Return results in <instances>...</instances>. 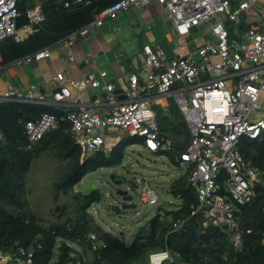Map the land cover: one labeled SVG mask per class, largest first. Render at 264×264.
<instances>
[{
  "label": "built area",
  "instance_id": "obj_1",
  "mask_svg": "<svg viewBox=\"0 0 264 264\" xmlns=\"http://www.w3.org/2000/svg\"><path fill=\"white\" fill-rule=\"evenodd\" d=\"M75 2L88 4L90 0ZM152 2L163 7L178 36L184 38L192 29L211 22L213 39L193 48L186 57L167 58L161 47L143 45L140 51L143 72L127 76L124 99L117 97L112 83L105 84L107 115L81 110L67 112L60 119L69 122L70 135L80 148L82 159L111 152L113 146L106 143L105 130L108 129L141 138L142 146L155 153L164 148L163 139L158 132L155 113L141 93L171 97L190 135L179 162L183 167H192L187 180L196 190L197 208L191 214L207 208L206 216L211 223L228 228L232 233V244L237 247L241 232L232 203H248L256 186L264 188V169L245 162L237 150L241 138L255 139L264 131V33L257 24L250 23L240 37L230 39L226 24L238 22L248 9L264 19V0L261 2L263 8L258 7V0H118L61 43L70 47L78 37L101 26L105 18L114 19L129 8H144ZM17 18L15 0H0V41L7 37L23 40L32 31V25L43 20V15L36 5L26 12L27 25L17 28ZM49 55L50 49L46 48L14 63L37 61ZM98 75L104 78L106 72L100 71ZM55 80L61 83L62 75L57 74ZM99 86L97 76L90 72L82 79L60 84L50 101L42 94L35 96V86H29L23 92L7 89L0 94V101L47 106L61 103L70 96L71 89L81 91ZM56 123L57 118L49 113L26 121L23 127L27 148L35 146ZM221 173L225 175L222 190L218 183ZM138 198L148 205L157 204L158 199L148 183L140 189ZM158 213L161 214V210ZM173 226L178 228L180 225ZM88 238L92 250L103 246L101 242H95L93 234ZM32 258V251L18 248L10 254L0 248V264H33ZM164 261H171L166 250L148 254L149 264Z\"/></svg>",
  "mask_w": 264,
  "mask_h": 264
},
{
  "label": "trees",
  "instance_id": "obj_2",
  "mask_svg": "<svg viewBox=\"0 0 264 264\" xmlns=\"http://www.w3.org/2000/svg\"><path fill=\"white\" fill-rule=\"evenodd\" d=\"M116 1L90 0L84 4L75 0H15L17 28L28 24L26 12L36 5L43 20L33 24L32 31L21 41L12 37L0 41V68L40 50L51 49ZM226 26L230 39H236L248 27L242 16L235 26ZM233 29L238 35L234 36ZM168 100L167 108L151 106L164 145L154 154L166 157L171 165L179 167V155L188 146L190 135L177 106ZM42 113L54 115L57 123L35 146L27 148L23 125ZM66 114L64 108L50 105L0 101V248L3 252L13 254L18 248L32 251L33 264H149V253L165 250L171 261L161 264H264V188L256 186L248 203H232L241 232L235 247L231 231L222 224H212L206 216L207 208L191 214L197 208L196 190L187 180L191 166H184V172L166 186L165 191L177 204L168 209L159 207L137 229L129 244L122 236L105 231L89 212L93 204L102 201L100 191L92 189L82 193L74 187L97 169L121 164L124 149L129 145H143V141L125 135L107 155L98 153L82 159L80 148L70 135L69 122L60 119ZM237 150L245 162L264 169V131L255 139L241 138ZM45 152L68 163L67 171L53 184L52 220L38 217L26 201L31 162ZM224 179L221 173L218 178L221 190ZM132 188H135L133 184ZM174 224L180 226L175 228ZM90 234L103 246L92 250Z\"/></svg>",
  "mask_w": 264,
  "mask_h": 264
},
{
  "label": "crops",
  "instance_id": "obj_3",
  "mask_svg": "<svg viewBox=\"0 0 264 264\" xmlns=\"http://www.w3.org/2000/svg\"><path fill=\"white\" fill-rule=\"evenodd\" d=\"M261 2L262 0H258V7L263 8ZM161 13L164 14L163 7L155 2L144 8H129L114 19L105 18L101 26L93 28L86 36L78 37L70 47L59 42L50 49L47 58L1 67L0 94L10 88L23 92L29 86H35V96L42 94L50 101L60 84L66 85L69 81L82 79L92 72L100 82L99 87H87L81 91L71 89L68 98L58 104L51 103L50 106L64 108L67 112L88 110L99 116L107 115L109 106L105 84L112 83L115 86L114 93L119 99H124L127 76L131 73L141 75L143 72L140 61L143 45L161 47L167 58L186 57L193 48H198L213 39L211 22L198 27L207 26L209 32L201 41L195 40L192 43H188L186 36L184 38L178 36L170 24L168 31L164 32L163 20L158 17ZM241 16L247 26L255 23L264 33V19L259 18L254 10L248 9ZM100 71L106 72L104 78L99 77ZM57 74L62 75L61 83L55 80ZM141 96L151 106L162 107L167 105V99L170 98L153 96L148 92H142ZM105 135L106 143L113 147L120 140V133L117 130H105Z\"/></svg>",
  "mask_w": 264,
  "mask_h": 264
},
{
  "label": "rangeland",
  "instance_id": "obj_4",
  "mask_svg": "<svg viewBox=\"0 0 264 264\" xmlns=\"http://www.w3.org/2000/svg\"><path fill=\"white\" fill-rule=\"evenodd\" d=\"M158 17L163 20L162 30L167 32L171 24L165 13H161ZM237 23H233V25L235 26ZM208 32L209 28L207 26L196 28L186 36V40L188 43L195 40L201 41ZM237 33L238 31L234 30V36L238 35ZM170 99L173 101L171 97ZM154 101H152V104H154ZM167 106L168 104L163 108H167ZM124 136V133H120L121 139ZM123 154L124 158L121 164L100 168L87 174L74 187V190L87 193L92 189H98L102 194V201L93 204L89 212L93 215L96 223L102 226L105 231L112 236H122L125 243L129 244L137 229L145 224L157 208L161 206L168 209L177 204V200L169 195L165 189L173 179L184 172V168L183 166L175 167L171 165L166 157L150 153L142 145H129L124 149ZM67 168V162L54 159L47 152L40 154L38 158L33 159L31 162L27 174L29 192L26 201L31 211L43 220H52L50 212L55 206L53 202V192L55 191L53 184L58 177L67 171ZM110 174H113L114 179H119L122 183L118 186L115 185L109 178ZM90 183L92 186L86 190V186ZM145 183H148L156 193L157 204L148 205L139 200L140 189ZM132 184L135 188H132ZM119 189L127 190L132 194L131 204L135 205L134 209H122L123 202L121 197L116 194ZM62 201L60 199L59 204ZM50 264H53V262Z\"/></svg>",
  "mask_w": 264,
  "mask_h": 264
},
{
  "label": "water",
  "instance_id": "obj_5",
  "mask_svg": "<svg viewBox=\"0 0 264 264\" xmlns=\"http://www.w3.org/2000/svg\"><path fill=\"white\" fill-rule=\"evenodd\" d=\"M109 178H110V180L115 184V185H120L121 183H122V181L121 180H119V179H117V180H115L114 179V175L113 174H110V176H109ZM94 184H95V182H93ZM92 186V184L90 183V184H88L87 186H86V190L89 188V187H91ZM119 197H121V200H122V202H123V204H122V209H124V210H127V209H134L135 208V205H133V204H131V201H132V194L131 193H129L127 190H121V189H119V190H117V193H116Z\"/></svg>",
  "mask_w": 264,
  "mask_h": 264
}]
</instances>
